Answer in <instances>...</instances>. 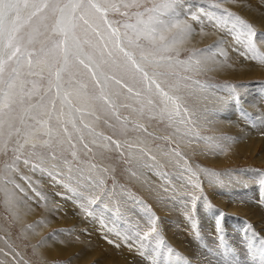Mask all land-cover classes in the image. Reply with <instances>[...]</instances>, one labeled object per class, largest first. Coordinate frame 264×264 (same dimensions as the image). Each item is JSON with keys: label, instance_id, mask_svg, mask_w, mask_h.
Returning a JSON list of instances; mask_svg holds the SVG:
<instances>
[{"label": "rangeland", "instance_id": "1", "mask_svg": "<svg viewBox=\"0 0 264 264\" xmlns=\"http://www.w3.org/2000/svg\"><path fill=\"white\" fill-rule=\"evenodd\" d=\"M228 1L232 2V0H181L176 6L178 18L190 25L193 32L178 42L171 53L165 54L173 57V67L161 69L175 74L167 78V83L162 85L164 89L169 91L170 95L182 98L180 115L175 116L173 120L170 121L167 116L161 119L159 110L164 104L155 94L154 86L152 93H148L147 83H134L124 77L134 90L141 92V99L148 95L152 96L156 101L154 111L149 112L145 108L144 114L141 115V105L137 103L136 97L122 89L120 85H116L114 81H110L105 91L121 92L119 98H112L115 109L96 99L93 101L95 108L88 107L83 113H73L80 131L76 132L71 125H67L71 141L63 133V125L55 121V116L61 111L59 99L56 100V111L51 122L56 137L52 138L50 147L38 144L33 150L30 145H26L17 152L14 151L17 147V137L14 136L8 142L6 149L3 147V140H0V264H132L135 263L133 259H137L138 264H144L142 260L158 263L164 261L163 264L166 262L186 264L189 261L188 250L202 246L205 237H208V233L201 229L208 217H212L217 224L214 231L221 236L220 242L222 247L225 246L227 255H238L235 252L236 247L232 246L239 244L240 241L237 242L235 237L228 236L229 232L225 228L228 221L239 220L240 223L247 218L237 211L228 212L226 204L245 208L242 202L232 203L231 198L236 192L246 190L248 183L254 186L250 178L254 177V174H257L260 180L256 186L264 185L262 148L264 131L257 136L247 129L249 122H253L256 115L252 111L254 105L249 104L247 99L251 98L254 101V95L258 93L264 97V64L253 59L251 54L245 53L244 47L237 44L226 29L217 27L215 18L226 9L250 23L257 33H264V23L257 21L259 16L264 17V7H258L255 0H233L241 5L233 8L228 5ZM245 1L250 3L245 4ZM115 2L119 3L120 0ZM216 3L221 7H212ZM145 7H151V3L146 2ZM253 7L261 10L256 12ZM200 9H203V12ZM120 11H127L129 15L110 12L108 19L121 33L128 31L131 34V30L125 29L122 25L135 24L137 17L134 13L143 9L121 8ZM209 14H215V18L209 20ZM193 15L198 19H192ZM176 31L174 29L173 33ZM171 35L169 34V39ZM141 42L143 43V40ZM218 42L222 43L215 47ZM35 47L39 48V43ZM257 47L264 53V43H258ZM206 49H211L206 53L208 57L215 53L216 58L213 60L217 65L209 59L207 62L211 65L207 66L205 57L199 56V53ZM197 57L201 60L199 65L194 62ZM217 66L220 67L219 70ZM235 69L240 76H228L226 70ZM105 70L108 71L107 68ZM148 70L151 75L152 69ZM80 73L76 79L86 85V91L90 96L98 98L101 89L95 84L91 74L82 67ZM44 74L47 76V72ZM108 74L112 73L109 71ZM116 75L120 78L122 74ZM139 79L140 76L137 74V80ZM42 83L46 86L47 80ZM176 83L180 85L179 91L169 87L170 84ZM48 98H55V89ZM260 103L264 105V98ZM73 104L76 107H84L74 99ZM168 107L171 110V104ZM184 107L189 109L187 114L183 111ZM240 110L244 111L247 117L243 123V127L247 129L244 130L247 135L246 141L256 142L251 148L236 147L233 134L225 129L227 125L225 128L215 127L217 122L223 126V122L220 121L221 115L225 113L234 115ZM258 110L264 111L262 108ZM63 111L67 114V106L63 107ZM150 116L156 118L150 119ZM63 119H67V115ZM233 119L234 116L225 122ZM32 123L35 124L34 121ZM85 124L89 127L85 128ZM35 128L40 141L50 139L40 125H35ZM80 136H83V140ZM106 137L111 139H105ZM20 139L22 143L23 139ZM112 141L117 142L119 147ZM85 144L88 145L87 148ZM73 152L76 153L75 156L72 155ZM176 152H179L180 156L175 155ZM17 156L20 157L18 160ZM25 159L29 161L28 164L24 163ZM33 165H37L35 170ZM91 165L96 167L93 168ZM189 167L196 173L195 176L186 171ZM101 179L104 181L103 186L96 188L95 182ZM196 182L199 183V188L192 187V183ZM65 185L82 195H74V192L69 191ZM92 195L99 196L100 200L96 205L89 206L90 210L95 209L94 214L90 216L79 205H87V198ZM193 196L198 198L195 209L192 206ZM249 204L252 207L259 203L255 201ZM168 218L173 221L170 222ZM151 220H155L157 231L151 233L148 240H144L143 233L150 231ZM129 221L133 222V225ZM101 229H104V233ZM167 230H173L172 233L177 231V237L183 239V243L174 244L175 238L171 232L169 235ZM57 237L59 238L54 239ZM46 239L48 247L43 249L42 242ZM75 240L82 244L73 245ZM56 245L59 246L58 249ZM72 246L75 249L79 247L87 255L74 249L62 256L61 251L71 250ZM209 249L212 250L211 247Z\"/></svg>", "mask_w": 264, "mask_h": 264}, {"label": "snow or ice", "instance_id": "2", "mask_svg": "<svg viewBox=\"0 0 264 264\" xmlns=\"http://www.w3.org/2000/svg\"><path fill=\"white\" fill-rule=\"evenodd\" d=\"M146 2L151 3V7H145ZM180 2L181 0H159V2L120 0L119 3L115 0H0V140H3V147L6 149L8 142L14 136L17 137V147L14 149L17 152L26 145H30L33 150L38 144L42 147H50L52 138L56 137L51 122L56 111L57 99L61 101V111L55 116V121L63 125L62 131L71 141L67 125H71L76 132L80 131L73 113H83L88 107L95 108L93 101L96 99L115 109L112 98H119L121 92L119 90L106 92L110 81H114L116 85H120L122 89H126L136 97L137 103L141 105V115L144 114L145 108L149 112L154 111L156 101L152 96L148 95L141 99V92L134 90L124 77L134 83H147L148 93H152L154 86L155 94L164 104L159 110L161 119L167 116L171 121L175 116H179L182 98L170 95L162 86L167 83L170 75L175 74L161 69L173 67V57L165 54L171 53L178 42L193 32L190 25L178 18L176 6ZM212 7L220 8L221 5L216 3ZM121 8L143 9L134 13L137 17L135 24L122 25L125 29H130L131 34L128 31L121 33L119 28H114L108 19L110 12L128 16L129 13L121 12ZM200 11L203 12V9ZM214 15L209 14V20H212ZM192 19L198 17L193 15ZM215 24L226 29L237 44L244 47L245 53L251 54L253 59L264 64V53H261L257 47L258 43H264V33H257L251 24L226 9L215 18ZM174 29L177 30L175 33H173ZM169 34H172L171 39ZM37 43L40 45L39 48L35 47ZM220 43L222 42H218L215 47H219ZM210 51L211 49L203 50L199 56H204L205 60L214 59L215 53L211 57L206 55ZM194 62L199 65L201 60L197 57ZM177 63L184 62L177 61ZM81 67L91 74L95 84L100 87L98 98L90 96L86 91V85L76 79L81 75ZM106 68L108 71L105 70ZM148 68L152 69L151 75ZM109 71L111 75L108 74ZM117 73L122 74L120 78H117ZM137 74L140 76L139 80ZM45 80H47L46 86L42 83ZM169 87L179 91L180 85L170 84ZM53 89H55V98L49 99ZM73 99L84 107L74 106ZM64 106H67V114L63 111ZM183 111L187 114L189 109L184 107ZM65 115L67 119H63ZM80 120L82 123L83 115ZM33 121L35 124L32 123ZM183 122L182 120L181 123ZM35 125H40L44 129V134L50 139L40 141L36 136ZM84 127L88 128L89 125L85 124ZM137 127L142 126L137 125ZM176 131L178 132L179 129ZM20 138L23 139L22 143ZM80 139L83 140V136H80ZM72 146L75 147L74 144ZM87 147L88 145L85 144V148ZM117 147H119L118 143ZM33 154L36 155L35 152ZM72 155L75 156L76 153L73 152ZM175 155L180 156V153L176 152ZM19 158L16 157L17 160ZM24 163L28 164L29 161L25 159ZM36 167L37 165H33L34 170ZM91 167L95 168L96 165ZM186 171L192 176L196 175L190 167ZM103 183L101 179L95 182V187L101 188ZM65 187L74 192L68 185ZM192 187L199 188L200 185L196 182L192 183ZM74 195L82 194L74 192ZM197 199L195 196L192 197L193 209ZM99 200V196L92 195L87 198V205L80 206L91 216L95 209L90 210L89 206L96 205ZM156 231L155 220H151L150 231L143 233V239L148 240L150 234ZM169 251L171 252V249ZM260 251L264 253V248Z\"/></svg>", "mask_w": 264, "mask_h": 264}, {"label": "bare ground", "instance_id": "3", "mask_svg": "<svg viewBox=\"0 0 264 264\" xmlns=\"http://www.w3.org/2000/svg\"><path fill=\"white\" fill-rule=\"evenodd\" d=\"M254 2V1H253ZM255 2H256V4H257V6L258 7H264V1H259V0H255ZM228 3V5L229 6H231V7H233V8H236L237 7V3L236 2H234L233 0H232V2L231 1H228L227 2ZM245 4H249L250 3V1H245L244 2ZM236 6V7H235ZM239 7L241 6V5H238ZM256 8V7H253L255 10H256V12L258 11L259 12V10H261V8ZM253 8H251V9H253ZM238 9H240V8H238ZM242 10V9H241ZM250 11V10H249ZM251 11H253V10H251ZM250 13H252V12H250ZM250 13H249V15H250ZM220 16V15H219ZM255 16V15H254ZM264 16V15H263ZM252 17H253V15H252ZM257 17H258V15H257ZM257 17H256V19H257ZM260 18H258L257 19V21L259 20L260 22H262V23H264V17H261V16H259ZM215 18V17H214ZM245 18V17H244ZM255 19V18H254ZM253 20V19H252ZM250 24V23H249ZM258 24H260V23H258ZM256 25V24H255ZM254 25V26H255ZM261 25V24H260ZM257 26V25H256ZM259 26V25H258ZM200 37H202V35L200 36ZM201 41V40H200ZM199 41V42H200ZM213 47V46H212ZM263 47V46H262ZM223 50V49H222ZM212 55V54H211ZM218 57V56H217ZM216 58V57H215ZM209 60V59H208ZM220 60V59H219ZM227 60V59H226ZM211 61H213V63L215 62V60H211ZM206 62H207V60H206ZM230 61H228V63H229ZM204 63H205V61H204ZM203 63V64H204ZM211 63V62H210ZM216 63V62H215ZM214 63V65H217V64H215ZM231 63V62H230ZM207 64V66L209 65L208 64V62L206 63ZM211 65V64H210ZM209 65V66H210ZM220 65V64H219ZM223 65V64H222ZM230 65V64H229ZM233 65V64H232ZM218 67V66H217ZM232 67V66H231ZM219 68L220 67H218V70H219ZM227 68H228V66H227ZM234 68V67H233ZM231 69V68H230ZM221 71H222V69H221ZM216 72H217V68H216ZM224 73H225V71H223ZM226 72L228 73V76L229 75H231V76H240V75H238V70L237 69H235V70H226ZM227 75V74H226ZM225 76V75H224ZM235 79V78H234ZM204 94V93H203ZM264 97L260 94V93H258L257 95L255 94L254 95V101H252V99L251 98H248L247 99V101L249 102V104H251V105H254L253 107H254V109H252V111L256 114V115H254V117H253V122H249V125H248V128L247 129H249V130H251L252 132H250V133H253V134H255V135H260L263 131H264V113H262V112H264V111H262V110H258L259 108H262V109H264V105H262L261 103H260V101L263 99ZM206 99V98H205ZM205 101V100H204ZM207 101V100H206ZM205 106V105H204ZM209 107V106H208ZM204 108V107H203ZM256 109H257V111H256ZM250 111H251V109H250ZM232 113H233V111H232ZM234 114V113H233ZM234 116V119L233 120H231V121H227V122H225L227 119H229V118H231V117H233ZM247 120V117H246V115H245V113H244V111H242V110H240V111H238L237 113H235L234 115H232L231 113H225V114H223V116L221 115V117H220V121H222L223 122V126L221 125L222 123H219V122H217V123H215V127H218V129L219 128H225V125H227L228 127L227 128H225V129H228V131H230L233 135H232V137H234V139H235V141H234V143H236V147L238 146V147H241V148H245V147H248V148H251V147H253V145L256 143V142H254V141H246V139H247V135H246V133L244 132V130H247L246 128H244L243 127V123L245 122ZM240 123H241V126H240ZM238 129H237V128ZM217 129V130H218ZM264 142V141H263ZM262 148H264V143H263V146H262ZM264 153V152H263ZM12 171V170H11ZM37 176V175H36ZM248 176V175H247ZM249 177H250V175H249ZM251 178V182L253 183V185L254 186H252V184H250V183H248L247 184V187H246V190H243V191H239L238 193L236 192L235 194H233V196H232V198H231V201H232V203L233 202H235L236 204H238L239 202H242L244 205H245V208L244 207H236V206H233V204L232 205H228V204H226V207H227V210H228V212H231V211H237V212H239V214L241 215V216H244L245 218H247V219H243L240 223H239V220H234V221H228V223H227V227L225 228V229H227V231L229 232L228 234V236H230V237H235V239L237 240V242H238V240L240 241V243L239 244H235V245H233L232 247H236V250L237 251H235V252H237L238 253V255H227V253H226V250H225V246L224 247H222V245H221V242H220V237L221 236H218V234H217V231H214L215 229H216V223H215V221H214V219L212 218V217H208L207 219H206V221H205V223L202 225V227H201V229L208 235V237H205V241L203 242V245L202 246H195V247H191L192 249H190V250H188V257L187 258H189V261H188V263H186V264H264V253H261V249L262 248H264V243H262V242H264L263 240H264V185L262 186V185H260V186H256V183H258L260 180H259V177L257 176V174L255 175L254 174V177L252 176V177H250ZM245 179V178H244ZM249 179V178H248ZM247 179V181H249ZM244 183V182H243ZM259 184V183H258ZM242 186V185H241ZM67 194V193H66ZM222 197H224V196H222ZM229 199V198H228ZM81 200V199H80ZM80 200H79V202H80ZM67 201V200H66ZM255 201H257L259 204H256L257 206H252L251 207V204H249V203H251V202H255ZM230 203V202H229ZM241 203V204H242ZM235 204V205H236ZM242 204V205H243ZM79 207H80V205H79ZM166 208V207H165ZM203 208V207H202ZM162 209V208H161ZM167 209H168V207H167ZM171 209V208H170ZM178 209V208H177ZM129 210V209H128ZM164 210V209H163ZM175 210V209H174ZM53 211V210H52ZM171 211H173V210H171ZM210 211H211V209H210ZM220 211V210H219ZM162 212V211H161ZM166 212V211H165ZM176 212V211H175ZM179 212V211H178ZM221 212V211H220ZM58 213V212H57ZM133 213V212H132ZM167 214H168V212H166ZM171 213V212H170ZM177 213V212H176ZM200 213V212H199ZM236 213V212H235ZM202 214V213H201ZM135 215H138V214H135ZM231 215V214H230ZM128 216V215H127ZM132 216H134L133 214H132ZM131 216V217H132ZM140 216V215H139ZM142 216V215H141ZM173 216H175L174 215V212H173ZM177 216H178V214H177ZM135 217V216H134ZM134 217H132V218H134ZM145 217V216H144ZM207 217V216H206ZM158 218H159V216H158ZM165 218V217H164ZM181 218V217H180ZM160 219V218H159ZM169 219V218H168ZM176 219V218H175ZM174 219V220H175ZM133 220H135V219H133ZM139 220V219H138ZM143 220V219H142ZM163 220V219H162ZM167 220V219H166ZM166 220H163V221H166ZM173 221L172 219H169V221ZM179 220V219H178ZM227 220H229V219H227ZM161 221V220H160ZM170 221V222H171ZM130 222V221H129ZM135 222V221H134ZM147 222V221H146ZM169 222V223H170ZM175 222V224H176V221H174ZM180 222V221H179ZM184 222H185V220H184ZM183 222V223H184ZM119 223V222H118ZM133 223V222H132ZM131 222H130V224H132ZM141 223V222H140ZM149 223V222H148ZM159 223H161V222H159ZM181 223H182V221H181ZM198 223V222H197ZM39 224V223H38ZM129 224V223H128ZM137 224V223H136ZM143 224V223H142ZM166 224H167V222H166ZM119 225V224H118ZM133 225V224H132ZM140 225V224H139ZM171 225V224H170ZM172 225H174V223L172 224ZM177 225V224H176ZM178 225H181V224H178ZM183 225H185V224H183ZM196 225V224H195ZM225 225V224H224ZM98 226V225H97ZM134 226H136V225H134ZM138 226V225H137ZM144 226V225H143ZM148 226H150V225H148ZM163 226H165V225H163ZM186 226V225H185ZM244 226V227H243ZM252 226V227H251ZM139 227H141V226H139ZM166 227V226H165ZM171 227V226H170ZM223 227V226H222ZM141 228H143V227H141ZM172 228V227H171ZM174 229H175V226L173 227ZM185 228V227H184ZM186 228H189V227H186ZM185 228V229H186ZM224 228V227H223ZM242 228H245V229H242ZM253 228V229H252ZM92 229V228H91ZM96 229V228H95ZM122 229V228H121ZM135 230H137V228H134ZM168 229H170V228H168ZM178 228H176V230H177ZM182 229V228H181ZM197 229V228H196ZM225 229H224V231H225ZM101 230H103L102 231V233H104V229H101ZM100 230V231H101ZM124 230V229H123ZM161 230V229H160ZM91 231H93V230H91ZM105 231H107V230H105ZM138 231V230H137ZM172 231L173 230H167V233L169 234L170 232H171V235H172V237H174L175 238V243L174 244H176V245H178L180 242H182V240L183 239H179L178 237H177V231H174V233H172ZM180 231V230H179ZM182 231V230H181ZM221 231V230H220ZM119 232V231H118ZM117 232V233H118ZM120 232H121V230H120ZM124 232H125V230H124ZM143 232H145L144 230H143ZM159 232H162V231H159ZM188 232V231H187ZM98 233H99V231H98ZM166 233V234H167ZM199 233V232H198ZM221 233H222V231H221ZM52 234H55V233H52ZM107 234H109V233H107ZM112 233H110V235H111ZM114 234V233H113ZM166 234H165V236H166ZM178 234H180L179 232H178ZM184 234V233H183ZM183 234H181V235H183ZM189 234V233H188ZM192 234V233H191ZM201 234H203V233H200V235ZM223 234V233H222ZM56 235H57V233H56ZM105 235H106V233H105ZM170 235V234H169ZM186 235V234H185ZM190 235V234H189ZM220 235V234H219ZM224 235V234H223ZM97 236V235H96ZM118 236V235H117ZM133 236V235H132ZM192 236H193V234H192ZM55 237V236H54ZM71 237V236H70ZM69 237V238H70ZM166 237H169L168 235L166 236ZM180 237V236H179ZM197 237V236H196ZM59 237H57V238H54V239H58ZM98 238V237H97ZM110 238V237H109ZM116 238V237H115ZM119 238V237H118ZM121 238V237H120ZM186 238V237H185ZM192 238V237H191ZM202 238V237H201ZM200 239V238H199ZM204 239V238H203ZM49 240V239H48ZM71 240V239H70ZM173 240V239H172ZM192 240H193V238H192ZM57 241V240H56ZM81 241V240H80ZM82 241H84L83 239H82ZM124 241V240H123ZM122 241V242H123ZM128 241V240H127ZM127 241H125V242H127ZM169 241V240H168ZM198 241V240H197ZM130 241H128V243H129ZM170 242V241H169ZM186 242V241H185ZM184 242V243H185ZM191 242V241H190ZM189 242V243H190ZM200 242V241H199ZM220 242V243H219ZM57 243H58V241H57ZM60 243V242H59ZM85 243V242H84ZM96 243V242H95ZM183 243V242H182ZM63 244V243H62ZM67 244V243H66ZM77 244H79V245H81L82 244V242H77V240H75V243L73 244V245H76V246H78ZM91 244H93V243H91ZM170 244V243H169ZM94 245H96V244H94ZM182 245V244H181ZM224 245V244H223ZM228 245H229V243H228ZM57 246V248L56 249H58V245H56ZM99 246V245H98ZM172 246H174V245H172ZM171 246V247H172ZM185 246H186V244H185ZM231 246V245H230ZM42 247H43V249L44 248H46V247H48V241H47V239L46 240H44L43 242H42ZM62 247V246H61ZM73 247V246H72ZM107 247V246H106ZM120 247V246H119ZM167 247V246H166ZM183 247V246H182ZM211 247V249L212 250H210L209 248ZM181 248V247H180ZM189 248V247H188ZM224 248V249H223ZM230 248V247H229ZM228 248V249H229ZM61 249V248H60ZM75 248L73 247V249H71V250H67V249H65L64 251H61V253H62V256H65L66 254H68V252L69 251H72V250H74ZM94 249V248H93ZM107 249H109V248H107ZM111 249V248H110ZM117 249V248H116ZM115 249V250H116ZM120 249V248H119ZM127 249V248H126ZM125 249V250H126ZM183 249V248H182ZM181 249V250H182ZM185 249V248H184ZM53 250V249H52ZM51 250V251H52ZM88 250V249H87ZM120 250H122V249H120ZM172 250H174V249H172ZM225 250V251H224ZM74 251H78V252H82V253H84L85 255H87V253L85 252V251H83V250H80V248L79 247H76V249L74 250ZM123 251V250H122ZM129 251V250H128ZM166 251V250H165ZM178 251V250H177ZM183 251V250H182ZM181 251V252H182ZM231 251V250H230ZM107 252H110V251H107ZM106 252V253H107ZM132 252V251H131ZM142 252V251H141ZM185 252H186V250H185ZM98 253V252H97ZM129 254H130V252H128ZM170 253V252H169ZM168 253V254H169ZM101 254V253H100ZM99 254V255H100ZM45 255V254H44ZM85 255H82V256H85ZM164 255V254H163ZM101 256V255H100ZM131 256H135V255H132L131 254ZM146 256V255H145ZM170 256V255H169ZM81 257V256H80ZM144 257V256H143ZM168 257V256H167ZM172 257V256H171ZM170 257V258H171ZM81 258H83V257H81ZM134 258V257H133ZM162 258V257H161ZM173 258V257H172ZM141 259V258H140ZM147 258H145V260H146ZM150 259V258H149ZM185 259V258H184ZM134 261H135V263H132V264H138V261H137V259H133ZM168 260V259H167ZM139 261H141V260H139ZM171 261H173V260H171ZM142 263H144V264H163L164 263V261H163V263H161V262H154V261H151V262H149V260H146V261H144V260H142L141 261ZM70 263V262H69ZM116 264V263H115ZM166 264H167V262H166ZM170 264H173V263H170ZM175 264V263H174ZM177 264V263H176ZM184 264V263H183Z\"/></svg>", "mask_w": 264, "mask_h": 264}]
</instances>
